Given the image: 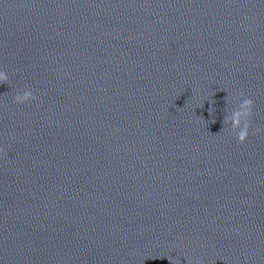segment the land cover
Returning a JSON list of instances; mask_svg holds the SVG:
<instances>
[{"label":"clouds","instance_id":"clouds-1","mask_svg":"<svg viewBox=\"0 0 264 264\" xmlns=\"http://www.w3.org/2000/svg\"><path fill=\"white\" fill-rule=\"evenodd\" d=\"M7 81L8 74L0 70V84L7 83ZM36 99L37 97L31 90H24L22 93H17L13 97V102L16 104H26ZM236 99L238 101L236 107L233 108L229 114L224 116L223 125L229 126L227 130L235 135L237 143L244 144L248 140L252 127L254 101L251 97H245L242 91L236 93ZM214 122L215 121H213V123ZM222 130H224V127ZM256 131L259 133L261 129L258 128ZM6 155L7 153L5 150L0 148V156ZM197 264H199V262H197Z\"/></svg>","mask_w":264,"mask_h":264}]
</instances>
